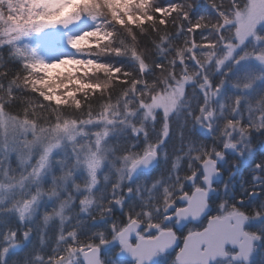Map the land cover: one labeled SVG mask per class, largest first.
Returning a JSON list of instances; mask_svg holds the SVG:
<instances>
[{
  "label": "rangeland",
  "instance_id": "374dc122",
  "mask_svg": "<svg viewBox=\"0 0 264 264\" xmlns=\"http://www.w3.org/2000/svg\"><path fill=\"white\" fill-rule=\"evenodd\" d=\"M21 1L24 2L20 7L29 15L32 0ZM51 1L63 5L62 9L70 18L44 30L24 28L27 24L13 27L12 39L20 42L35 35L33 46L24 45L31 56L27 60L25 50L15 42L14 45L28 62L34 89L47 98L60 101L76 92L78 88L72 83H80L86 73L108 69L100 61L98 52L89 50L97 41H102L105 34L87 38L91 35L93 21L86 13L103 8L116 15L118 9L126 8L134 0ZM146 1L139 0V6ZM239 1L240 6L228 21L218 48L211 50L208 57L200 52L208 58V63L216 61L226 78L221 76V83L215 89L206 80L201 88L204 100L197 107L195 127L209 132L217 117L224 116L226 111L232 116L227 123L224 150L215 158L210 155L199 158L193 153L190 157L179 154L172 159L164 145L170 121L188 110L184 94L187 85L193 82L188 76L179 82L178 93H158L149 102H141L137 108L123 113L108 111L94 119L70 121L49 128H38L25 119L12 116L0 103V227L6 232L3 239L0 231L3 256L13 252L17 243L24 246L31 231L37 228L41 235L53 229L58 243L67 244L76 234L73 225L68 229L76 211L84 214L93 208L100 209L103 204H108L109 211L115 207L123 210V204L124 208H134L138 212L157 206L166 209L175 203L173 197L183 191L189 177L197 176L198 165L206 159L225 164V157L230 156L243 167L249 164L248 172L259 169L253 179L258 183L262 180L256 154L260 149L264 152V65H256L254 57L264 56V0ZM67 2L73 3L70 9L66 8ZM9 17L12 18L8 10ZM70 38L75 44L69 42ZM58 61L63 63L58 65ZM50 65L58 66L52 69ZM50 72L53 73L51 78ZM152 131L159 135L156 142L150 137ZM148 152L159 156L160 166L155 172L147 170L132 179L130 167ZM182 163L190 174L180 179ZM221 188L222 184L215 194L216 203L223 207ZM257 206V216L252 217L250 223L264 220L263 200ZM8 223L9 229L4 227ZM27 225L30 232L24 228ZM123 227H110L114 239L101 242L106 252L117 242V233ZM150 228L156 227L150 224ZM258 242L257 237L256 244ZM91 246L71 247L53 264H77L80 252ZM167 259L160 257L156 264H178L174 259ZM107 264L124 263L109 258Z\"/></svg>",
  "mask_w": 264,
  "mask_h": 264
},
{
  "label": "trees",
  "instance_id": "16d2710c",
  "mask_svg": "<svg viewBox=\"0 0 264 264\" xmlns=\"http://www.w3.org/2000/svg\"><path fill=\"white\" fill-rule=\"evenodd\" d=\"M23 2L0 0V103L6 112L38 128H49L70 121L94 119L108 111L123 113L137 108L141 102H149L158 93H178L179 82L188 76L193 81L187 85L184 94L188 110L170 121L164 145L172 159L179 154L190 157L193 153L199 158L209 155L215 158L224 150L227 123L232 117L230 113L226 111L224 116L217 117L209 132L195 127L197 107L204 100L201 88L207 80L215 89L221 83L220 77H225L217 62L208 63V58L200 52H205L208 57L211 50L218 48L228 21L233 19L234 10L240 6L239 0H147L141 6L139 0H134L126 8L118 9L116 15L103 8L86 13L93 21L91 35H87V38L97 37L102 32L105 34L102 41H97V45L88 49L98 52L100 61L108 69L100 68L86 73L84 79L80 78V83H72L78 88L76 92L60 101L45 97L32 86L33 79L29 76L26 61L31 56L24 45L33 46L35 35L18 42L12 39V28L27 24L24 28L38 27L44 30L70 17L67 18L68 12H64L63 5L54 4L51 0H32V14L28 15L20 7ZM65 4L70 9L73 3ZM8 10L12 18H7ZM128 16L131 18L128 19ZM14 42L25 50L26 60ZM153 131L150 137L156 142L159 135H154ZM122 150L120 148L119 152L122 153ZM260 151H257L256 163L261 167L262 180L255 182L251 176L248 177L249 181L246 178L243 185L247 191L253 188L258 190V199L252 201L259 203L263 200L264 205V152ZM179 174L180 179L190 174L185 171L183 163ZM243 208L249 216L256 215V207L246 205ZM108 209V204H103L100 209L93 208L84 214L76 211L68 224V229L69 225H73L76 234L65 245L58 243V235L53 229L43 235L38 228L35 232H32L33 229L31 237L19 251L14 250L6 256L0 251V264H53L71 247L82 249L109 240L110 227L123 222L121 218L116 222L112 220V213L116 212ZM136 213L131 208L124 216H134ZM9 225L4 227L9 229ZM24 228L28 232L31 230L29 225ZM250 228L254 230V227ZM0 231L4 239L6 232L1 227ZM261 236L263 242L259 247V256L264 264V226Z\"/></svg>",
  "mask_w": 264,
  "mask_h": 264
},
{
  "label": "flooded vegetation",
  "instance_id": "af4514ba",
  "mask_svg": "<svg viewBox=\"0 0 264 264\" xmlns=\"http://www.w3.org/2000/svg\"><path fill=\"white\" fill-rule=\"evenodd\" d=\"M255 64L263 65L258 63ZM225 158H226L225 164H220L219 162L213 159L216 163L217 170L221 172V177L212 183V187L214 189L213 193H211L207 198L203 197L204 194L202 195V198L204 199V203L206 202V204L209 206V209L205 212H200L202 210L201 208V210L197 211L194 215L191 214L181 215L180 213L182 209L188 207L189 205L188 201L184 200L185 196L188 199H191L195 191H204V192L207 191V186L204 182L205 174L203 167V162L205 160L202 162L201 165H199L197 176H194L192 174L189 177L183 191L180 194H175V196L173 197L175 203L170 204L169 206H167L166 209L164 207L157 206V207L147 208L141 211V213L137 211L138 213H136L134 216H130L129 214L124 216L126 212H130L131 208L127 209L126 207L123 208V210L116 207L113 208V211L116 213L114 214L112 213L113 216L112 220H115L116 222L121 218L123 222L122 224L115 223L113 226H116V228L122 226L124 227L117 233L118 243L115 242V244L112 245L109 252L108 251L106 252V250L101 245V243L94 245L100 248V257L102 264H107L109 258H112L116 261H121L124 264H156V262L160 259V257H167L168 258L167 261L174 259L178 264H181L180 261L178 260V254L183 248L185 240L189 235L200 233L206 228H208L211 220L214 218L223 219L227 215H232L236 213L242 214V216L246 218L244 224V231L252 238L253 247L251 254L249 255L248 259L245 261L234 260V256L238 253V250L232 244H228L224 248V254L215 256L209 262V264H228V263L263 264L259 256V249H260L259 247L260 244L263 242V238L261 236V230L263 229L264 226V220L262 221L259 220V222L250 223V219L252 217L246 214L245 211H243L244 210L243 206L246 205L256 207V210L258 211V206H257L258 203L254 201L257 200V198L259 197L260 192L254 188L249 191L245 190L243 182L246 180V178L248 179L246 181H249L248 177L250 178L251 176L255 177L254 175L258 174V171L260 170L256 169L253 172L252 171L248 172L249 164L243 167L239 161L233 162L230 156H227ZM155 168L151 169L150 171H153ZM259 174H261V172H259ZM138 175H140V173ZM221 184H222L221 189L223 193L222 204H224L223 207H221L220 203L219 204L218 202L216 203V194H215V192L218 189V186H220ZM229 194L231 195L229 196ZM197 214L199 216L198 218H196ZM256 216L257 214L253 217ZM133 221L139 222L140 227H138L135 231V234L129 238V243L132 247L137 246L139 242L143 240L153 241L161 236L160 239H162L163 241L168 240V242H173L172 248L165 251L157 250L155 253V259L149 263L146 262V260H149L150 258V255L148 253L142 256L141 258L143 260L142 263H140L139 257L135 258L134 260H130L128 258L119 256L118 253L123 246L119 234L127 227L128 224H130ZM150 224H152V226L156 228L151 229ZM231 224L233 225L234 221H231ZM250 227H254V230ZM114 235L115 234L111 232L109 240L114 239ZM257 237L259 238L258 244H256ZM240 241H243V238H240ZM205 249H206V245L202 247V250ZM255 249H256V254L254 255ZM77 264H84L81 260V252L79 254V259Z\"/></svg>",
  "mask_w": 264,
  "mask_h": 264
},
{
  "label": "water",
  "instance_id": "95a60500",
  "mask_svg": "<svg viewBox=\"0 0 264 264\" xmlns=\"http://www.w3.org/2000/svg\"><path fill=\"white\" fill-rule=\"evenodd\" d=\"M254 62L264 65V56H256ZM158 163L159 156L156 153H146L130 167L131 177L133 178L141 172L155 168ZM203 167L207 191H195L191 199L185 196L184 200L188 201L189 205L180 211L181 215H194L201 208L200 212H205L209 209L206 202L204 203L202 195L204 194L203 197L207 198L214 192L212 183L221 177V172L217 170L213 159L205 160ZM198 217L197 214L196 218ZM245 220L246 218L239 213L227 215L223 219H212L208 228L200 233L191 234L186 238L184 246L178 254V260L181 264H209L215 256L224 254V248L228 244H232L238 250V253L234 256V260H247L252 252L253 244L252 238L244 231ZM231 221H234L233 225ZM138 227H140V223L133 221L119 234L123 245L118 253L119 256L130 260L139 257V261L142 263V256L148 253L150 258L146 262L149 263L155 259L157 250L165 251L172 248L173 242H168V240L163 241L160 239L161 236L153 241L143 240L137 246L132 247L129 243V238L135 234ZM240 238H243V241H240ZM204 245H206V249L202 250ZM20 249V244H15L14 250L19 251ZM81 260L84 264H102L100 248L92 246L82 250Z\"/></svg>",
  "mask_w": 264,
  "mask_h": 264
},
{
  "label": "snow or ice",
  "instance_id": "6c2138e0",
  "mask_svg": "<svg viewBox=\"0 0 264 264\" xmlns=\"http://www.w3.org/2000/svg\"><path fill=\"white\" fill-rule=\"evenodd\" d=\"M37 30H39V29H37ZM69 42L70 43H73V44H75V40H73V39H69ZM63 62L62 61H58V65L59 64H62ZM58 65H50V66H48V67H50V68H52V69H55ZM53 75V73L52 72H50L49 73V77L51 78V76ZM77 83H79L78 81H77ZM66 86V85H65Z\"/></svg>",
  "mask_w": 264,
  "mask_h": 264
}]
</instances>
